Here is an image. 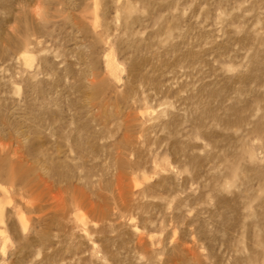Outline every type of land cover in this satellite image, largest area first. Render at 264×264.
I'll return each instance as SVG.
<instances>
[{
  "label": "rangeland",
  "instance_id": "374dc122",
  "mask_svg": "<svg viewBox=\"0 0 264 264\" xmlns=\"http://www.w3.org/2000/svg\"><path fill=\"white\" fill-rule=\"evenodd\" d=\"M0 264H264V0H0Z\"/></svg>",
  "mask_w": 264,
  "mask_h": 264
},
{
  "label": "bare ground",
  "instance_id": "6f19581e",
  "mask_svg": "<svg viewBox=\"0 0 264 264\" xmlns=\"http://www.w3.org/2000/svg\"><path fill=\"white\" fill-rule=\"evenodd\" d=\"M1 190H4L2 187H0Z\"/></svg>",
  "mask_w": 264,
  "mask_h": 264
}]
</instances>
